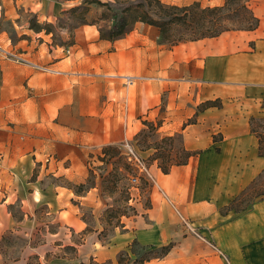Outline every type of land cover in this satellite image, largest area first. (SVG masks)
Instances as JSON below:
<instances>
[{
  "label": "crops",
  "instance_id": "0c3cea01",
  "mask_svg": "<svg viewBox=\"0 0 264 264\" xmlns=\"http://www.w3.org/2000/svg\"><path fill=\"white\" fill-rule=\"evenodd\" d=\"M251 8L259 19L253 30L174 46L144 23L115 41L82 25L70 53L40 44L20 61L0 56V264H117L134 241H171L173 209L208 246L182 257L187 264H264V198L240 213L219 211L264 170L250 127L260 108L234 102L264 100V0ZM216 99L220 107L202 108ZM144 121L160 122L158 132L178 134L196 154L168 173L156 166L146 215L127 218L103 241L82 211L98 222L97 212L109 206L100 183L77 187L86 185L100 149L131 142ZM47 222L57 230L31 243L40 234L35 226ZM180 228L192 234L184 221ZM7 236L25 244L8 247ZM5 250L19 251L10 258ZM173 250L148 264H170Z\"/></svg>",
  "mask_w": 264,
  "mask_h": 264
},
{
  "label": "rangeland",
  "instance_id": "374dc122",
  "mask_svg": "<svg viewBox=\"0 0 264 264\" xmlns=\"http://www.w3.org/2000/svg\"><path fill=\"white\" fill-rule=\"evenodd\" d=\"M107 1L0 0V47L17 55L35 49L40 44H44L45 47H60L67 50L75 41L74 31L77 27L95 25L100 30L102 28L103 31L109 28L112 24L114 12L106 6L101 5V2L106 3ZM162 2L177 6L199 2L203 7H213L224 5L226 0H162ZM233 7L235 6L233 5L229 10L223 12V18L233 13ZM225 19H223V22L229 30L237 29V26L231 24L229 19ZM139 25L141 24H135L131 31L137 30ZM155 29L159 34L160 43L169 46V42L163 39L159 29ZM173 33L177 37H180L182 33V37L190 38L184 36L182 28H178L176 32H172V36ZM234 102L247 103L251 107L257 105L260 110L253 116L264 117L261 114V108L264 107V100L262 98L258 101L237 100ZM220 103L222 104L221 99ZM123 143L108 146L111 149L107 155L103 153V148L94 155L95 158L92 159L94 162L92 164L93 169H90L91 171L86 181L85 189L93 186L96 182L100 183L101 195L105 198L107 205H109L106 208L102 207L97 212L98 222L91 210L87 207L82 208V211L85 213L84 217L89 222L88 229L92 230L93 227H99V235L103 241H108L109 237L117 231V228L123 227L128 221L127 218H133L140 214L146 215V210L151 207V191L156 187V166L158 168L170 169L174 164L185 158L181 137L178 134L163 136L161 132H158L154 128L145 127L130 143L150 167L151 165L153 167L150 172L151 175L140 176L135 189H131L129 179L131 176H137L138 173L134 167L128 164L122 155ZM260 174L236 196L237 200L234 203L230 202L228 205L221 207L219 209L220 213H225L229 208H233L237 213L243 212L264 198V171L263 174ZM42 208L40 212H43L44 207ZM123 212L126 214H123ZM44 216V214H39V217L43 218ZM172 219L175 223L172 227V230H175V234L171 241L162 246L171 244L172 248H174V250L171 248L173 254L170 258L172 259L170 264H187L182 260V257H191L194 254V250H199L201 247L207 245L206 242L202 241L193 232H190L192 233L191 235L181 232L180 223L184 220H182L181 214L175 209L172 210V215L170 216V220ZM57 228L56 224H49L48 222L45 225L42 223L37 224L35 229L40 234L37 235L36 240H31V243L39 242L43 232H52L57 230ZM7 237L8 239L5 243L7 242L6 245L8 247L20 249L25 244L24 240L15 239V236ZM162 246H144L134 241L131 247L118 255L117 264H148L150 261L158 262L168 254L164 255ZM0 250L4 252V249L0 248ZM5 251L12 258L16 256L19 250H12L11 253L8 250ZM68 254L70 255L71 251H68ZM104 264L112 263L108 261ZM189 264H198L197 259H191Z\"/></svg>",
  "mask_w": 264,
  "mask_h": 264
},
{
  "label": "trees",
  "instance_id": "16d2710c",
  "mask_svg": "<svg viewBox=\"0 0 264 264\" xmlns=\"http://www.w3.org/2000/svg\"><path fill=\"white\" fill-rule=\"evenodd\" d=\"M251 1L226 0L222 6L203 7L199 2L177 6L166 4L162 0H108L106 3L101 2V5L114 12L112 24L106 31H103L102 28L99 29V33L101 39L115 41L128 34L135 24L144 23L159 29L163 39L169 42V46H174L182 42L217 37L225 31H230L223 22L224 18L229 19L231 24L237 26L235 30H253L259 25V19L251 8ZM233 5L235 6L232 8L233 13L223 18V12L229 10ZM178 28H182L184 36L190 38L182 37V33L180 37H177L174 33L172 36V32H176ZM212 106L220 107V99L206 101L202 108ZM144 124L148 128L158 130L160 122L155 125L152 122L144 121ZM250 127L251 132L258 138L259 155L264 156V117H251ZM110 149L111 147L108 146L103 147V153L105 155L109 154ZM183 151L185 153L184 160L174 165H184L196 154V152L188 151L184 147ZM160 169L164 173H168L170 170L162 167ZM85 186V184L79 185L78 191H84ZM236 200L235 197L231 203ZM228 210H233V208ZM123 214L126 213L123 212ZM171 248V244L162 246L164 255L169 253Z\"/></svg>",
  "mask_w": 264,
  "mask_h": 264
},
{
  "label": "built area",
  "instance_id": "2783aa9c",
  "mask_svg": "<svg viewBox=\"0 0 264 264\" xmlns=\"http://www.w3.org/2000/svg\"><path fill=\"white\" fill-rule=\"evenodd\" d=\"M67 53H70V50L67 49ZM0 56L3 58H11L14 59L16 61H20L22 60L19 56V54H15L12 53L9 50H5L3 48L0 47ZM41 70H47L46 67H40ZM125 80V83L127 85H131L134 81V77L131 76H124L123 77ZM122 155L125 157L126 161L128 162L129 165H131L132 167H134V169L137 171L138 175L137 176H131L129 181L131 183V189H135V187L138 184L139 181V177L140 176H144V175H151V167L150 165L141 157V155L138 153V151L133 147V145L126 141L125 143H123V147H122ZM130 189V190H131ZM131 200H133V198H131ZM184 224L187 226L188 230L190 232H193L194 234H196L197 236L200 237L199 233L194 229V227L192 228V226H190L188 224V222L186 220H184Z\"/></svg>",
  "mask_w": 264,
  "mask_h": 264
}]
</instances>
